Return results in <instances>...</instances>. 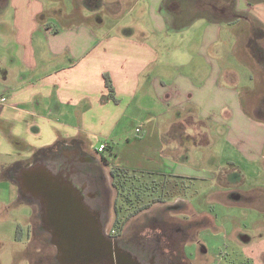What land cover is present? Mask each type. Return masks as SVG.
Segmentation results:
<instances>
[{
    "label": "crops",
    "instance_id": "crops-1",
    "mask_svg": "<svg viewBox=\"0 0 264 264\" xmlns=\"http://www.w3.org/2000/svg\"><path fill=\"white\" fill-rule=\"evenodd\" d=\"M55 3L0 0V158L14 159L3 166L1 179L16 189L18 201L29 205L14 178L35 164L68 182L74 177L81 185L74 188L80 194L87 190L91 199L98 196L99 179L115 195L111 168L163 176L176 197L162 206L170 207L173 215L157 217L152 227H144L152 230V238L140 239L143 250L153 246L157 254L144 252L142 263L128 256L132 264H188L198 230L217 225L216 214L211 215L215 207L220 218L229 219L231 213L208 201L198 211L185 197L192 196L197 180L219 185L209 192L201 187L202 196L226 194L230 202L264 196L260 184L229 191L240 180L238 172L220 178L219 171L205 170L197 177L188 165L208 169L216 142L244 163L261 164L264 175V120L250 119L241 96L242 90L248 98L256 89L248 90L231 64L245 21L264 28V3L60 0L65 8L61 17L53 13ZM261 35L252 39L257 57L264 51ZM248 71L254 81L250 67ZM259 103L261 112L264 103ZM101 144L106 148L98 154L95 149ZM48 148L53 149L33 163L32 154ZM252 217L258 218L240 220L229 234L264 228L263 216L252 212ZM33 228L27 232L22 259L54 264L43 243L39 246L44 252L37 251ZM38 229L42 231L40 221ZM235 241L250 264H264V238L239 233Z\"/></svg>",
    "mask_w": 264,
    "mask_h": 264
},
{
    "label": "rangeland",
    "instance_id": "rangeland-1",
    "mask_svg": "<svg viewBox=\"0 0 264 264\" xmlns=\"http://www.w3.org/2000/svg\"><path fill=\"white\" fill-rule=\"evenodd\" d=\"M59 2L60 0L58 2L57 0H53V3H55L53 6V13L54 15L61 17V14H64L65 8L61 7ZM103 2H105V0H103ZM248 3H264V0H248ZM250 20L251 19L245 21V28L238 36V53L236 54L237 59L234 58V61H231V64L234 66L238 75L243 78V81L245 80V82H243L245 87L248 88V90H251V92H254V89H256L255 95L251 94L248 98L246 96V90H242L243 92L240 89L239 90L241 91V96H243L244 100L246 98V111L251 115L250 119L262 123V121L257 120L255 116L264 120V105L263 108H261V112L259 111V107H261L259 102L261 101L264 103V67L261 66L262 64L264 65V51H260V56L262 59L261 57H258L260 60V63H258L256 61L257 59H254L256 57H252V51L248 50L247 46L253 34L264 35V28L261 24H258L257 22H251ZM263 35H261V37H263ZM261 44H263L264 48V42H261ZM248 66L252 70L251 73L253 74L254 81H252V78L250 79ZM255 109L257 112H254ZM211 149H213L215 153L211 163L208 164V169H204L203 166H201V168L194 162L188 164L189 167H191L194 172L197 173V177L200 176V173L205 170L213 173H217V171H219L217 176H220V178L225 177L230 173L238 172L240 174V180L233 182L228 187L229 191H248V189L253 186H259L256 184H260L261 187H264V175L261 174V164L255 166L253 164L244 163L242 160L238 159L233 151L228 149L226 152H223L221 145L216 142H214ZM228 159H232L233 165L228 164V161H230ZM13 161V158H0V264H27L26 260L22 259L21 257V249L27 242L26 235L31 225L32 228L35 226L33 228L32 237L34 240L36 239L35 241L38 244L36 248L38 252H44V250L39 246V243L41 241H45V234H43L42 231L38 229L39 220L37 217L35 218V212L37 213L38 211V206L36 207V203L26 200V202L29 204L27 205L18 201V198L16 197V189L12 187L8 181L1 179L3 166L9 165L13 163ZM8 169L10 168H6L5 174L8 172ZM15 171L16 170L14 169L12 173ZM67 179L73 183L74 187L80 190L81 185H79L80 183H78L74 177H68ZM206 181L207 182L197 180V183L193 185L195 190L193 191L192 196L185 197L192 201V204L196 209H198V211L201 210L200 206H202V203H206V201H208L211 204H218L222 208H229L231 213L229 219L220 218L219 209L218 207H215L216 212L212 211L211 215L216 214L217 225L211 227L209 224H207L206 227H203L204 230L202 231L204 232L198 230L199 233L196 236L195 241H193L191 244V246H193L192 250L194 253L192 258L193 260L189 259L190 262L188 264H250L251 261L248 260L250 262L249 263L247 261V256H244L242 250L243 246L240 242L235 241L236 235L241 233L247 237L254 236L263 239L264 228H259L258 231H252L249 228H243L242 230H236L233 234H229L228 231L230 226L239 224L240 220L242 219H257L258 217L250 218V214L252 212L258 213L264 217V196H242V199L239 202L228 201L226 194L208 197L202 196L199 194V189H201V187L205 188L206 190L210 189L213 191L217 186H219L216 182H211L210 179ZM103 182V180L99 179V184L96 187V189L99 191L98 196L96 197H98V205L100 207L94 212L98 214L103 225H105V232L109 235V237L112 236V238H114L113 236L115 234L116 238H118L120 241H131L136 243L140 242V239L142 238H152V235L154 234L152 230L146 231L144 227H152L150 223L155 222L156 218L160 215H173L170 207H163V203L154 204L151 205L147 210L132 218L133 220L129 221L127 226L125 224L118 232L114 230V234L110 235L113 229V217H110V214L113 215V205L116 196H112V193L110 194L111 191H109V188H107ZM196 188L198 192H195ZM86 191L87 190H84V193L81 194L85 204L88 205L90 202L86 198L88 197ZM207 192L209 191L207 190ZM258 193L261 194L259 191ZM173 199L174 197L170 198V201L165 203L169 204L173 202ZM219 221L221 222V225H219ZM20 230L23 233L22 238L19 236ZM153 248V246L152 248L149 247L143 252L146 254H157V252L153 251ZM54 251L53 253L51 250H48L47 252L52 254V256H55Z\"/></svg>",
    "mask_w": 264,
    "mask_h": 264
},
{
    "label": "water",
    "instance_id": "water-1",
    "mask_svg": "<svg viewBox=\"0 0 264 264\" xmlns=\"http://www.w3.org/2000/svg\"><path fill=\"white\" fill-rule=\"evenodd\" d=\"M27 201L38 206L40 227L55 250L56 264H132L101 230L98 214L85 204L60 174L45 173L40 164L14 178Z\"/></svg>",
    "mask_w": 264,
    "mask_h": 264
},
{
    "label": "trees",
    "instance_id": "trees-1",
    "mask_svg": "<svg viewBox=\"0 0 264 264\" xmlns=\"http://www.w3.org/2000/svg\"><path fill=\"white\" fill-rule=\"evenodd\" d=\"M256 35L258 34L252 35L247 49L252 51V57H256L254 59H257L256 61L259 63L258 57L256 54L254 56L255 51L251 46L253 43L252 39L253 37L255 38ZM104 80L105 87L108 90V96H110L112 93L110 81L107 77H105ZM52 149L53 148H48L34 152L32 154L33 163H37L42 160L40 155H43L46 151L50 152ZM109 176L111 179V187L115 191L116 196L113 205V232L114 230L118 232L130 219L147 210L151 205L162 204L169 201L170 198L176 197L173 196L174 189H172L173 185L171 181L166 180L163 176L158 174L122 168H111ZM181 192L182 186L180 187V190L176 191V193L180 194ZM44 236L45 241H41V243L46 246V250H51L53 253L54 249L48 244V235L45 234ZM113 237L116 238L115 234ZM37 256L38 259L41 257L40 255ZM37 262V264H40L39 261Z\"/></svg>",
    "mask_w": 264,
    "mask_h": 264
},
{
    "label": "flooded vegetation",
    "instance_id": "flooded-vegetation-1",
    "mask_svg": "<svg viewBox=\"0 0 264 264\" xmlns=\"http://www.w3.org/2000/svg\"><path fill=\"white\" fill-rule=\"evenodd\" d=\"M89 200V204L88 207L91 209V211H95L97 208H99L100 206L98 205V197H94V198H90V196L86 197ZM85 198V199H86ZM86 199V200H87ZM100 226H101V230L103 232L104 237L114 243V245L117 248V251H119L121 254H126L129 255V253L132 255V257H134L135 259H137L139 262H141V260H143V249L142 246L140 244V242H131V241H120L118 238H112L109 237V235L105 232V225H103L102 221L100 220ZM119 264H123L122 260L120 259ZM142 263V262H141Z\"/></svg>",
    "mask_w": 264,
    "mask_h": 264
},
{
    "label": "built area",
    "instance_id": "built-area-1",
    "mask_svg": "<svg viewBox=\"0 0 264 264\" xmlns=\"http://www.w3.org/2000/svg\"><path fill=\"white\" fill-rule=\"evenodd\" d=\"M139 132H140V130H136V133L137 134H139ZM105 145L104 144H101L100 146H98L96 149H95V151H96V153H98V154H101L104 150H105ZM114 234V232L112 231L111 232V234L110 235H113ZM112 237V236H111Z\"/></svg>",
    "mask_w": 264,
    "mask_h": 264
}]
</instances>
